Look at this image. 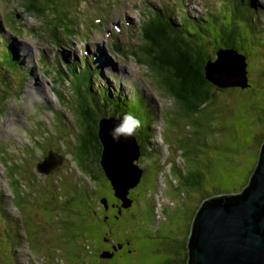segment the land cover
Segmentation results:
<instances>
[{"label": "rangeland", "instance_id": "obj_1", "mask_svg": "<svg viewBox=\"0 0 264 264\" xmlns=\"http://www.w3.org/2000/svg\"><path fill=\"white\" fill-rule=\"evenodd\" d=\"M23 1L26 2L25 5ZM87 1H89L86 5L88 9L83 5V2ZM143 1L120 0L119 4V0H39L40 10H38V5L32 6L29 0H0V26L4 34L12 33L21 37V40L15 39L19 53L22 54L19 59L24 66L27 63L32 64L31 73L38 78L35 81L29 80L28 94L22 98L24 85L20 75H15L16 70H13L12 84L7 83L6 75L0 71V133L9 132L6 135L0 134V140L5 143L9 137H13L25 143L12 145L15 155L11 161L12 167L8 172L7 184L11 193H20V196L24 191H29L24 195L20 210H17L12 203L9 190L1 193L6 196V198L1 197L2 200H6L4 206L6 215L16 219L17 222L20 217L22 227L19 229L15 220L8 219L0 212V226L4 229L0 228V264H97L100 256L103 255L105 258V250L101 252L102 255L100 254V240L80 232L81 227H84L81 221L84 212L82 209H72L73 204L70 202L73 194L70 187L75 184V179L88 182L83 174L89 172L91 162L84 157L85 155L90 157V149L94 152V147L87 146L86 150L80 153L79 148H76L81 142L76 135L79 131L77 117L73 118L72 124H69L65 114L56 111L62 107L63 103L59 106V102L61 103V98L65 99V95L60 92V98L59 93L50 92V75L43 74L42 80L41 70L38 71L39 79L34 63L44 52L50 62L54 56H57L58 61H63L64 58L65 64L72 63L71 66L73 62H79L78 59L82 56L91 54L90 60L95 59L102 66L103 77L95 79L100 71H93L85 60L77 64L82 68V72H76V77L79 76L89 82L93 74V85L96 88L105 86L108 81L113 88H121L122 95H132L126 100L127 103H124L132 112L143 100L146 104V112L156 115V118L150 116L151 119L146 120L139 129L147 143L146 152L138 160L144 168V174L141 184L136 186L132 193H146L148 201L152 202L155 209V215H152L154 216L151 226L153 231L148 234L139 229L141 239L157 240L168 246L177 243V240L186 236L189 226L191 227L192 217L200 203V198L237 193L253 171L258 160L260 140L264 137L262 121L264 120V53H260V50L264 52V32H258L246 24L236 11L243 12L252 19V22L260 20V24L263 25L264 22L261 20H264V11L243 6L244 0H211L212 9L206 12L203 11L210 4L208 0H186L187 7L185 0H167L170 7L169 11L165 12L166 16L185 22L189 28L203 27L210 31L201 36L202 40H206L207 35H211L214 42L218 38L217 29L220 24L231 23L234 20L243 31L237 37V42L244 47L240 50L247 55L248 60L250 87L237 86L219 90L218 98L207 107L186 113L168 90L170 84H166L168 85L166 87L159 83V77L163 78V75L150 63L149 55L138 47L147 40L142 35L144 15L146 13L156 15L154 8L146 3L144 6ZM148 2L153 4L155 0ZM261 3L264 4V0H261ZM155 7L162 8L158 2ZM170 11L175 15L169 14ZM1 14L3 23L10 31L1 25ZM87 14L90 15L88 20H86ZM198 14L201 15L200 19L195 22L194 18ZM224 15L226 18L223 17ZM127 17L138 26L137 35L120 29L118 23ZM132 17L135 22L132 21ZM18 18L26 28L24 33V26L20 24ZM97 19L103 21L105 30L101 28L102 23ZM44 23L48 30L42 27ZM115 26L116 30H114ZM95 31L97 32L92 34ZM110 31L112 36L115 31L119 38L115 40L120 47L113 46L108 33ZM54 32H57V37L60 39V44L55 46L51 43L57 38ZM182 34L185 36L186 32ZM90 43H100V45L89 46L88 48L96 50L85 54ZM3 67L0 65V68ZM107 70H110L109 74L105 73ZM128 77L129 80L134 81L136 87L138 86L135 94L127 84ZM53 88L58 92L63 85ZM66 89L71 102L74 100L76 105L75 92L70 86ZM37 94L41 96L32 98ZM38 100H42L41 103L44 104L34 105L32 108ZM74 104L72 102V107L70 104L67 105L69 111L67 113L70 117H72L70 113L73 116L77 113ZM90 105L84 106L90 110L93 119L105 118L102 116L105 110L103 105ZM47 107L55 109H52V118H49L51 112L46 110ZM20 115H24L23 117L29 122L25 119L16 122L13 117ZM124 116L123 114L120 118L123 119ZM134 118L142 121L140 117ZM116 119L121 122L119 118ZM63 123L68 135L64 131L61 136L58 135V139L64 140H58L57 134L63 128ZM8 142L10 144L12 141L9 139ZM47 143L49 144L46 151L53 150L52 152L58 155L54 157L56 164L53 168H56L66 182H69V186L62 180L58 181L59 187L55 184L54 178L60 176L57 172L50 178V176L44 177L43 170L40 172L37 169L38 176L36 175L34 164L43 168V147ZM0 153L6 154L4 150ZM26 156L32 157L30 161L33 165L26 161ZM92 159L94 158L90 160ZM4 167L5 164L0 161V187L3 181L7 180L1 174ZM178 169L182 170V174ZM195 169L205 174V183L195 185L190 181L189 186L185 185L177 189L176 183L180 182L181 175L184 174L188 178L189 172ZM30 180L32 182H29ZM92 184L97 183L92 182ZM110 186L103 181V195L113 198L114 193H110ZM176 189L178 191H175ZM100 190L101 185L97 188V193ZM148 192L150 193L147 194ZM91 196L94 195L90 193L89 197ZM149 211L150 209L147 208L148 214ZM85 227L86 232L90 234L89 226ZM169 253L167 247H164L156 254L148 253L142 256L134 264H158L168 256L177 257Z\"/></svg>", "mask_w": 264, "mask_h": 264}, {"label": "trees", "instance_id": "obj_2", "mask_svg": "<svg viewBox=\"0 0 264 264\" xmlns=\"http://www.w3.org/2000/svg\"><path fill=\"white\" fill-rule=\"evenodd\" d=\"M236 12H238V14L243 17V19L246 18L243 12L238 11V10ZM223 17L226 18V15H224ZM247 22L248 23L246 24L249 25L251 23V20L248 18ZM251 27L255 28L258 32H260L258 30L257 23L255 25L251 23ZM248 28L250 29V27ZM183 32H186L185 37L182 34ZM217 32H218V38L213 42L211 35H207L208 33H210L208 29H205L203 27L189 28V26L185 22H182L180 24L178 22L177 23L176 22H165L162 18L161 19L155 18L153 22L148 23V25L146 26L145 33L148 39V46H146V50H147L146 53L151 58L150 63H152L154 65V68H156L157 71H159L161 75H163V78L159 77L160 83L165 85L166 87L168 86L166 84H170V86L167 87L168 90L176 98L177 102L180 104V106H182L181 108L186 113L196 112L202 108L207 107L210 103L214 102V100L218 98L217 97L218 95H220L217 91L225 89V88L216 87L208 80L207 75H206V65H207L208 60L214 59L216 57V52L220 47H226V48L233 47V48L238 49L239 52H241L240 49L244 48L242 45H240L237 42V37H239L243 31L239 26L235 24L234 20H232L231 23L220 24L219 28L217 29ZM204 33H207L206 40L200 39L202 38L201 36ZM199 41L201 43H199ZM260 53H264V52L260 50ZM77 77H76L75 85H76V88L78 89L77 92H79L78 96L81 99V107H80L81 110L80 111L84 118V119L82 118V122L85 124L83 134L80 137L81 142L79 145V151L80 153L83 152L84 150H86L87 146H90V145L94 147V152L91 151L90 149V152H91L90 157L85 155L84 158L85 160H89L91 162L90 169H89L90 173L89 172L86 173L85 176L88 177L90 181L92 179V180H95L97 183L96 185L90 187V191H88V193H92L93 195H95V193H97V188L99 187V185L103 186V182L101 183V181H99L100 175L97 174V173H100L99 168L101 165V153H102V142L98 135L99 127L97 124V123H100V119H96L92 121L91 124H89L91 119L93 120L92 118L93 115L92 114L88 115L87 111L89 109H86L84 105L85 104L90 105V103L92 106L93 105H96V106L103 105L104 106L103 109L106 108V110H104L103 112L104 114H102V116L105 117V116L111 115L116 118H119L121 121L123 119L120 117H122L123 114L132 115L133 117H140L142 119V121L139 120L140 127L136 129V132L133 135L137 139L140 150H141L140 159L142 158L143 153L146 152L145 144L147 143L144 141L143 139L144 137L139 132V129L143 127L146 120L151 119V117L155 118L156 115H154L153 113H149V112L147 114L143 106V100L141 101V103L138 104L137 108H135L132 112L130 109H128L124 105V103L126 104L127 101H124L123 98L103 97L101 95L98 96V93L93 90L94 87L91 85L90 82H87L86 80L81 79L79 76ZM248 79H249L248 80L249 86L245 88H248L251 86L249 73H248ZM87 94H90V96H88ZM109 105H111L112 107L110 106V108L108 109ZM122 111L124 112L123 114H122ZM85 113H86V116H85ZM262 121L264 122V120ZM90 125L92 126V128H90L91 127ZM148 127L150 126L148 125ZM263 142H264V137L261 138L260 144L262 145ZM258 157H259V154H258ZM91 158H94V159L90 160ZM91 165H93V167H91ZM94 166L98 168H95ZM140 166L142 169H144L141 163H140ZM252 172L245 180L241 190L238 192L243 191L244 187L249 182ZM103 173H104V176H103L104 183L111 185V182L107 178L104 170H103ZM179 173L182 174V171L179 170ZM204 175L205 174L201 170H198V169L190 171L188 178H186L184 174L181 175L180 182L176 183V185L178 186L177 189L178 188L181 189L185 185L189 186L190 181H192L195 185L201 184L203 182L205 183ZM141 182L139 184H141ZM92 187H94V189ZM133 189L135 188L130 189V192ZM177 189L175 191H178ZM110 193H114L112 185L110 186ZM18 197L20 201H23L24 196L23 198L20 195ZM208 197L204 196L200 198V203L199 205H197L195 213L192 217L191 227L189 226L187 234L183 239L177 240V243L171 246L164 245L163 243H159L157 242V240L148 241L146 243L147 255L148 253L156 254L158 253L159 250L164 249V247H167V250L170 251L169 254L171 255L175 254L177 255V257L173 258L172 256H168L165 259H162L161 261H159L158 264L159 263L160 264H188V257H189L188 239H189L190 232H191L190 228H192L193 221L195 219L198 209L200 208L201 204L205 201V199ZM113 198H114V195H113ZM70 202L73 204L72 209L73 208L82 209L83 207L84 209H86L87 207L86 210H92V206H88L89 203L86 197L83 196L82 192H78L77 190H75V192L71 196ZM83 225H87V224L83 223ZM152 230L153 229H149L147 233L151 232ZM85 231H86V227L82 226L80 232H85ZM85 233L87 234V232ZM87 236L89 237V235ZM85 262L86 260H84V263Z\"/></svg>", "mask_w": 264, "mask_h": 264}, {"label": "water", "instance_id": "obj_3", "mask_svg": "<svg viewBox=\"0 0 264 264\" xmlns=\"http://www.w3.org/2000/svg\"><path fill=\"white\" fill-rule=\"evenodd\" d=\"M248 62L236 48H219L206 65L208 80L219 88L249 86ZM114 117L100 119L101 166L116 197L130 206V189L142 178L141 150L135 136L110 134ZM107 205V199L103 198ZM188 264H264V142L243 191L205 199L197 211L188 239Z\"/></svg>", "mask_w": 264, "mask_h": 264}, {"label": "flooded vegetation", "instance_id": "obj_4", "mask_svg": "<svg viewBox=\"0 0 264 264\" xmlns=\"http://www.w3.org/2000/svg\"><path fill=\"white\" fill-rule=\"evenodd\" d=\"M99 169L102 183L103 167L100 165ZM89 196L90 193H85L88 206H92V210H86L87 207L86 209L83 207L84 215L81 221L82 224H87L90 228V234L87 233L86 235L94 236L93 239L100 240V254L103 250L106 252L105 258L101 254L102 257L100 256L97 264H134L142 256H146V243L154 241L141 239L139 234L141 229L145 233L152 229L154 208L152 202L148 201L146 193H132L131 191L129 197L133 201L127 207H122V200L117 197L111 198L103 195L102 185L99 193ZM103 197L108 199V205L103 203ZM147 208H150L149 214ZM152 231L148 234H151Z\"/></svg>", "mask_w": 264, "mask_h": 264}, {"label": "clouds", "instance_id": "obj_5", "mask_svg": "<svg viewBox=\"0 0 264 264\" xmlns=\"http://www.w3.org/2000/svg\"><path fill=\"white\" fill-rule=\"evenodd\" d=\"M139 127H140V121L138 119L134 118L132 115L126 114L124 116L123 120L112 129L110 134L113 136V139H116V140H118L120 138V136H124V137L127 138V137L133 136L135 134V132H136V129L139 128ZM103 175H104V173H103ZM147 194H149V193H147ZM114 196H115V194H114ZM103 198H106V197H103ZM118 199H120V198H118ZM107 205H108V201H107ZM122 205H123V201H122ZM154 215H155V213H154Z\"/></svg>", "mask_w": 264, "mask_h": 264}, {"label": "bare ground", "instance_id": "obj_6", "mask_svg": "<svg viewBox=\"0 0 264 264\" xmlns=\"http://www.w3.org/2000/svg\"><path fill=\"white\" fill-rule=\"evenodd\" d=\"M206 12V11H205ZM133 21H135L134 19H132ZM5 57H7V58H9V57H11L10 55H8V54H6L5 55ZM79 60V62H81V59L79 58L78 59ZM79 62H77V63H79ZM128 75V74H127ZM127 80V84L130 86V89L132 90V92H133V94H135L136 92H135V89H137L138 90V86L136 87L135 85V83H134V81H131V80H129V77H128V79H126ZM79 82V81H78ZM92 85V84H91ZM92 89V88H91ZM129 89V90H130ZM233 94V93H232ZM125 97V96H124ZM90 99V98H89ZM130 103V102H129ZM139 103H141V102H139ZM178 104V103H177ZM108 105V104H107ZM106 105V106H107ZM104 107V106H103ZM182 107V106H181ZM93 108V107H92ZM106 109V108H105ZM156 118V117H155ZM99 125V124H98ZM68 181H69V179H68ZM71 186V185H70ZM151 205V204H150ZM150 209V208H149ZM145 218V217H144ZM147 220V219H146Z\"/></svg>", "mask_w": 264, "mask_h": 264}]
</instances>
